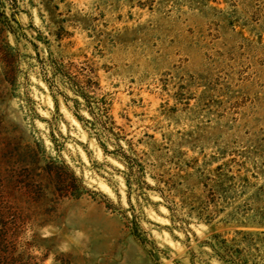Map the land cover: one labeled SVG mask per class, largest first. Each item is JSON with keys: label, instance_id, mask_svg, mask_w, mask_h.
I'll use <instances>...</instances> for the list:
<instances>
[{"label": "rangeland", "instance_id": "374dc122", "mask_svg": "<svg viewBox=\"0 0 264 264\" xmlns=\"http://www.w3.org/2000/svg\"><path fill=\"white\" fill-rule=\"evenodd\" d=\"M214 233L264 264V0H0V264H229Z\"/></svg>", "mask_w": 264, "mask_h": 264}, {"label": "trees", "instance_id": "16d2710c", "mask_svg": "<svg viewBox=\"0 0 264 264\" xmlns=\"http://www.w3.org/2000/svg\"><path fill=\"white\" fill-rule=\"evenodd\" d=\"M65 77L68 79L70 86L79 94H81L84 99L90 105V113L91 117L87 118L90 122L91 126L96 129L98 135H106L107 137H112L115 135L114 142L119 144V147L116 148V151H120L121 155H123V161L128 167L129 174L135 173L137 170H143L144 165L139 157V153L133 149L134 154L128 153L125 150L124 145L118 142L119 136L117 135L120 131H115L114 120L109 113V108L100 107V110L96 112L93 108L91 97H96V92L93 94L90 93L91 90H96L92 82V78L86 77L87 73L85 68L78 69L76 72H71L70 70H64ZM99 100V99H94ZM119 127H121L119 125ZM122 128V127H121ZM163 177V176H162ZM159 180H163L160 178ZM167 181V180H165ZM167 183V182H166ZM160 190H163L164 187L158 186ZM172 208V206H170ZM198 214L203 217L205 216L207 221H211L214 212H218V208L209 209L207 205H200L197 207ZM242 231H238L240 234ZM246 233L240 237L234 236L232 238L228 237H220L221 233H214V241L210 240L211 245L216 250L217 254L221 259H223L226 263L229 264H261L259 261L254 260V254L251 252V248L254 244L253 237ZM241 243L244 245L241 246Z\"/></svg>", "mask_w": 264, "mask_h": 264}]
</instances>
